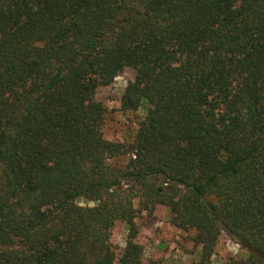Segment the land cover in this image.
<instances>
[{
	"label": "trees",
	"instance_id": "1",
	"mask_svg": "<svg viewBox=\"0 0 264 264\" xmlns=\"http://www.w3.org/2000/svg\"><path fill=\"white\" fill-rule=\"evenodd\" d=\"M136 71L109 141L95 100ZM96 203L83 207L78 201ZM194 230V264L225 233L264 264V0H0V264L144 260L139 213Z\"/></svg>",
	"mask_w": 264,
	"mask_h": 264
},
{
	"label": "rangeland",
	"instance_id": "2",
	"mask_svg": "<svg viewBox=\"0 0 264 264\" xmlns=\"http://www.w3.org/2000/svg\"><path fill=\"white\" fill-rule=\"evenodd\" d=\"M136 71L127 68L113 84L98 89L95 100L105 108L103 121L104 137L113 142L130 143L134 140L140 122L146 117L145 108L139 111H124L122 96L134 80ZM78 204L93 207L96 203L81 199ZM139 234L136 241L143 246L144 260L155 259L162 264H194L199 260L201 247L195 242L194 230H182L173 225L170 210L159 206L154 213H139L136 218ZM129 236L128 225L118 222L107 234L114 254L113 264H119ZM246 253L225 233L221 234L215 248L212 263L229 257H245Z\"/></svg>",
	"mask_w": 264,
	"mask_h": 264
}]
</instances>
